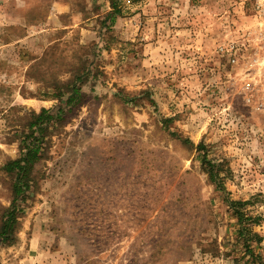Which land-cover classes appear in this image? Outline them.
<instances>
[{
	"label": "rangeland",
	"instance_id": "374dc122",
	"mask_svg": "<svg viewBox=\"0 0 264 264\" xmlns=\"http://www.w3.org/2000/svg\"><path fill=\"white\" fill-rule=\"evenodd\" d=\"M252 4L120 0L111 23V0H0V229L4 167L32 115L56 112L55 91L91 71L47 131L0 264H246L228 198L258 218L264 256V67L230 56Z\"/></svg>",
	"mask_w": 264,
	"mask_h": 264
},
{
	"label": "trees",
	"instance_id": "16d2710c",
	"mask_svg": "<svg viewBox=\"0 0 264 264\" xmlns=\"http://www.w3.org/2000/svg\"><path fill=\"white\" fill-rule=\"evenodd\" d=\"M119 1L120 0H111L112 11L106 17V19H110L111 23L115 21L116 16L120 13ZM91 64L92 63L89 65ZM89 71L90 68L86 65L78 68L76 73L64 82L61 87H59L58 91H55L54 96L59 100L64 99V105H60L56 112H54L53 109L42 108L39 113H34L32 115L28 124V131L24 133L21 140L22 145L19 156L9 160L5 164V170L11 174L14 179V196L11 206L5 213L0 229V238L3 242L13 238L12 234L20 215V203L26 200L32 188V172L35 165L42 158L41 154L47 131L52 125H57L64 120L63 115L65 114V108L69 110L83 101L84 93L82 89L83 86L90 81L91 73H88ZM183 141L186 144H193L189 139H184ZM203 147V144L200 143L196 146V149L202 150ZM202 163L210 179L217 188L220 191L225 190L220 177L219 165L208 160L207 157H203ZM227 202L237 218L238 238L242 240L245 249L244 255L249 256L246 264H264V256L257 253L252 245L253 242L260 244L263 240V237L253 229V225L258 222V218L248 215L244 211L245 205L247 204L246 201H236L228 198Z\"/></svg>",
	"mask_w": 264,
	"mask_h": 264
},
{
	"label": "built area",
	"instance_id": "2783aa9c",
	"mask_svg": "<svg viewBox=\"0 0 264 264\" xmlns=\"http://www.w3.org/2000/svg\"><path fill=\"white\" fill-rule=\"evenodd\" d=\"M254 23L247 30L241 42L230 45L231 63L247 61L248 66L264 67V0H252ZM246 52L249 56H247Z\"/></svg>",
	"mask_w": 264,
	"mask_h": 264
}]
</instances>
